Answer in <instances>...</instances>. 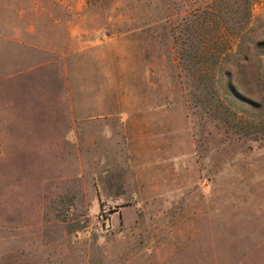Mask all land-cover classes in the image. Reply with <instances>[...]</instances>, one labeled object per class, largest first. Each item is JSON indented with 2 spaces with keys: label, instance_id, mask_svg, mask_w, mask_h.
Returning <instances> with one entry per match:
<instances>
[{
  "label": "rangeland",
  "instance_id": "rangeland-1",
  "mask_svg": "<svg viewBox=\"0 0 264 264\" xmlns=\"http://www.w3.org/2000/svg\"><path fill=\"white\" fill-rule=\"evenodd\" d=\"M245 6L0 0V264H264V0ZM215 40L257 43L232 76L255 103L226 85L223 117Z\"/></svg>",
  "mask_w": 264,
  "mask_h": 264
},
{
  "label": "trees",
  "instance_id": "trees-1",
  "mask_svg": "<svg viewBox=\"0 0 264 264\" xmlns=\"http://www.w3.org/2000/svg\"><path fill=\"white\" fill-rule=\"evenodd\" d=\"M246 6L244 8L245 12L247 13L248 8H247V4H248V0H245ZM218 40H215L213 42V44H208L206 47L204 48V51L208 48V51L210 49H213V53H211V57L210 59V65H208V67L206 68V76H208V84L206 85L208 87V90H210V92L212 93V100L214 101V103L212 104L213 107V111L219 116V117H223L224 116V112H222V106L220 104H223V102H219V99H225L226 96H221L220 93L223 90H229L230 92H232L234 94V96L237 99L243 100L244 102H249L254 104L255 101L252 99H249L247 96H245L243 93L239 92L238 88L236 87V85L234 84L233 81V73L234 71H240L242 68L245 67L244 61H249V57L247 55H240L242 50L246 49L249 50L252 47L256 46V44L254 43H245L240 41L239 43H233L232 45H230L228 47V49L225 51V53L223 52H218L217 49L220 48L218 47ZM264 43H258L259 46H262ZM236 45V48H235ZM264 56V54L262 55V57ZM261 61H263V59H260ZM228 64H230L231 67H228ZM227 76L229 77V79L227 80V83H225V81H223L224 77ZM262 75H259V78L261 79ZM260 82L263 83L262 80H260ZM228 86L227 89H225V86ZM220 103V104H219Z\"/></svg>",
  "mask_w": 264,
  "mask_h": 264
}]
</instances>
